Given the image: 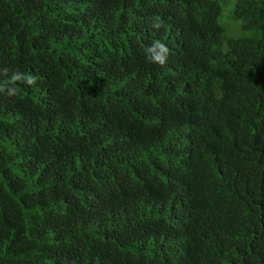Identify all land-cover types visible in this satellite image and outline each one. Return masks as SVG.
Returning <instances> with one entry per match:
<instances>
[{
  "label": "trees",
  "instance_id": "obj_1",
  "mask_svg": "<svg viewBox=\"0 0 264 264\" xmlns=\"http://www.w3.org/2000/svg\"><path fill=\"white\" fill-rule=\"evenodd\" d=\"M222 1L0 0V264H264V0Z\"/></svg>",
  "mask_w": 264,
  "mask_h": 264
},
{
  "label": "clouds",
  "instance_id": "obj_2",
  "mask_svg": "<svg viewBox=\"0 0 264 264\" xmlns=\"http://www.w3.org/2000/svg\"><path fill=\"white\" fill-rule=\"evenodd\" d=\"M160 24H154V28H159ZM150 56V62L157 63L161 66L165 65L167 63V60L169 58L170 50L169 48L161 41L157 40L153 43V45L149 48ZM5 73L7 72V69H4ZM12 83H15V81L20 80L22 82H26L29 85H34L36 83L35 77L32 76H22L19 73H14L13 76L10 78ZM5 87L0 86V92H4ZM8 95H15L16 92L12 89H8L7 92Z\"/></svg>",
  "mask_w": 264,
  "mask_h": 264
},
{
  "label": "rangeland",
  "instance_id": "obj_3",
  "mask_svg": "<svg viewBox=\"0 0 264 264\" xmlns=\"http://www.w3.org/2000/svg\"><path fill=\"white\" fill-rule=\"evenodd\" d=\"M236 0H223L221 9H222V22L224 24V27L228 30L230 28L231 30L228 31V35L232 36H240L242 33L239 29L238 23L235 19L232 17V7Z\"/></svg>",
  "mask_w": 264,
  "mask_h": 264
}]
</instances>
